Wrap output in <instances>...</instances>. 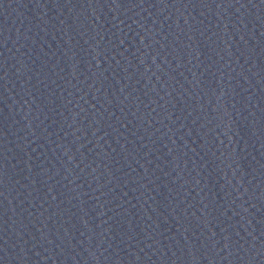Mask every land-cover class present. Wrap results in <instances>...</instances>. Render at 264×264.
<instances>
[{
  "label": "water",
  "instance_id": "water-1",
  "mask_svg": "<svg viewBox=\"0 0 264 264\" xmlns=\"http://www.w3.org/2000/svg\"><path fill=\"white\" fill-rule=\"evenodd\" d=\"M0 264H264V0H0Z\"/></svg>",
  "mask_w": 264,
  "mask_h": 264
}]
</instances>
